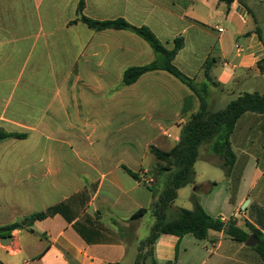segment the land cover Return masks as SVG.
I'll list each match as a JSON object with an SVG mask.
<instances>
[{"label": "crops", "instance_id": "0c3cea01", "mask_svg": "<svg viewBox=\"0 0 264 264\" xmlns=\"http://www.w3.org/2000/svg\"><path fill=\"white\" fill-rule=\"evenodd\" d=\"M81 1L87 18L148 27L168 49L183 37L174 63L201 84L210 62L209 75L216 84L208 96L211 111L244 93L264 94V0H235L232 5L217 0H0V131L27 134L0 143V201L4 192L19 191L10 200L14 212L31 200L43 205L49 200L46 210L84 189L91 191L89 203L72 223L57 215L36 222L34 233L23 229L8 235L13 241L0 244V264H134L136 242L90 245L73 225L85 214L98 216L116 234L111 224L115 219L135 227L137 241L144 240L149 233L142 236L143 222L151 213L128 220L152 206L148 182L153 180L148 168L137 163L131 167V153L117 158L93 147L110 137L106 127L116 122L118 127L128 123L150 129L154 146L170 151L199 108L186 86L167 72L155 71L120 88L119 95H128L124 110L129 118L107 119V92L122 84L125 70L153 62L155 54L129 31L71 24ZM231 146L236 155L233 180L239 177L234 199L232 179L209 145L200 149L191 197L196 195L210 216L235 220L248 234L255 228L264 238V115L244 114ZM122 166L139 173L141 180ZM155 258L158 264H264L255 247L215 230L205 240L163 235Z\"/></svg>", "mask_w": 264, "mask_h": 264}, {"label": "trees", "instance_id": "16d2710c", "mask_svg": "<svg viewBox=\"0 0 264 264\" xmlns=\"http://www.w3.org/2000/svg\"><path fill=\"white\" fill-rule=\"evenodd\" d=\"M83 9L84 2L81 1L77 8V19L71 24L82 22L96 31H129L144 40L154 52L155 60L153 62L125 70L122 78L123 86L135 84L147 73L164 71L186 86L199 103L198 110L182 127L180 140L170 151H164L155 146L150 147V151L158 163L157 171L161 175L166 174V180L161 191L149 187L155 198L152 206L138 210L128 220V222L139 220L149 212L155 219L148 236L144 240L138 241L134 264H158L155 258V245L163 235L182 238L191 234L196 239L205 240L210 230L224 231L226 235L239 243H246L250 235H254L258 240L255 250L264 261V238L255 228L250 227L251 234H248L237 226L235 220L223 221L221 218L210 216L199 203L196 195L191 197L193 209H179L175 216L169 215L170 209L178 198L179 190L194 183L195 164L199 159L200 149L204 145H209L210 151L222 159L220 167L224 170L226 177L232 179L231 200L234 199L239 177L236 181L233 180L236 155L231 146V136L238 120L244 114L264 115V94L244 93L232 100L225 108L211 111L208 96L210 88L216 84L209 75L210 62L205 65V81L201 84L195 83L192 78L182 73L174 63L175 57L184 47L183 37L175 39L173 48L168 49L148 27H135L123 19L103 22L92 20L84 16ZM25 138H27V134L0 131V143L8 139L21 140ZM161 163H166V166H162ZM122 168L133 179L141 180L139 173L133 172L126 166H122ZM90 194V190L84 189L64 202L26 216L20 222L1 226L0 238L10 235L16 230L25 229L34 233L32 226L36 222L57 215L62 216L68 223H72L89 203ZM99 219L98 216L93 218L85 214L73 225L87 244H114L117 241H128V238L133 236L130 227L122 226L115 219H111V224L117 228V232L116 234L111 232L113 236H109L105 233L106 228L98 222Z\"/></svg>", "mask_w": 264, "mask_h": 264}, {"label": "rangeland", "instance_id": "374dc122", "mask_svg": "<svg viewBox=\"0 0 264 264\" xmlns=\"http://www.w3.org/2000/svg\"><path fill=\"white\" fill-rule=\"evenodd\" d=\"M225 4V3H222ZM122 84L120 82H117L112 89L107 92L105 95V110H106V118L107 119H113V118H129V110H124L128 106H126V100L128 99V95H123L119 93L122 89ZM97 97V96H96ZM100 100L103 98V96H98ZM140 114V110L138 111ZM118 123H113L109 127H106V132L111 133L110 137L107 138V140H101L98 144H96L93 148L95 151L99 153H110L113 155V157L122 158V156H126L127 153L132 154V161H131V167H135L134 165L141 164L144 168H148L147 175L152 178L153 181H149L148 185L151 188H156L157 190L161 191L164 187L165 180H166V174H159L158 170V163L154 155L150 151V147L154 146L155 144L152 143L153 136H151L150 132L151 130L148 128H144L142 126H122L118 127ZM91 137V140L96 139ZM125 143V144H123ZM76 147V146H75ZM131 148V149H130ZM75 149V148H74ZM79 152L82 150L81 148H77ZM124 159V158H123ZM135 163V164H134ZM202 164V163H201ZM162 166H166V163H161ZM220 174H223L222 169H217ZM216 170V171H217ZM147 178V177H146ZM150 178H147L148 180ZM198 180V178H197ZM196 180V177L194 178V183ZM194 183L190 184L182 189L179 190V196L174 202L172 208L169 211V215L171 217L175 216L177 211L179 209H193V204L190 200L192 190L194 188ZM6 194L3 195L4 201H0V212H1V218L0 223H9V222H20L24 218V215L32 214L36 212H41L46 208V205L50 203L49 200L46 201V204L43 205L40 202H35L31 200L28 202L25 206H21L17 212L13 211V208L11 207V198L14 196V198H17L21 195L22 192L19 191H9L4 192ZM58 197V196H57ZM57 199V198H53ZM1 200V199H0ZM58 200V199H57ZM55 200H53L54 202ZM22 204V201H21ZM154 218L151 214L147 215L143 222L142 227V236L145 237L152 225L154 224ZM105 228V227H104ZM132 234H134L135 227H130ZM105 233L109 236H113L111 234V231L109 229H105ZM139 241V240H138ZM137 237L133 235L132 237L128 238V242L130 244H133L136 242L138 246ZM149 264V263H148Z\"/></svg>", "mask_w": 264, "mask_h": 264}, {"label": "water", "instance_id": "95a60500", "mask_svg": "<svg viewBox=\"0 0 264 264\" xmlns=\"http://www.w3.org/2000/svg\"><path fill=\"white\" fill-rule=\"evenodd\" d=\"M221 3H225L227 5H232L235 0H217ZM13 241V237L12 236H4L2 238H0V244L2 246H9L10 243ZM257 238L254 235H250V237L248 238L246 245L249 247H255L257 245Z\"/></svg>", "mask_w": 264, "mask_h": 264}, {"label": "built area", "instance_id": "2783aa9c", "mask_svg": "<svg viewBox=\"0 0 264 264\" xmlns=\"http://www.w3.org/2000/svg\"><path fill=\"white\" fill-rule=\"evenodd\" d=\"M216 30L221 31V29L219 27H216Z\"/></svg>", "mask_w": 264, "mask_h": 264}]
</instances>
